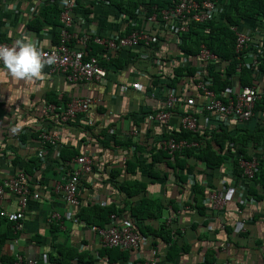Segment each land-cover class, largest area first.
<instances>
[{
    "label": "crops",
    "instance_id": "crops-1",
    "mask_svg": "<svg viewBox=\"0 0 264 264\" xmlns=\"http://www.w3.org/2000/svg\"><path fill=\"white\" fill-rule=\"evenodd\" d=\"M65 2L0 0V42L13 45L16 39L28 35L42 45V49L56 47L63 25L62 16L58 18V25L44 20L40 21L38 30L31 29V25L42 20L45 7L62 9ZM71 16V30L78 35L96 31L102 37L125 36L132 29L129 21L135 22V18L120 13L108 2L95 0H77ZM139 26L153 38L149 46L143 44L136 50L107 55L102 47L89 46V55L98 57L108 70V77L102 82L76 85L69 83L64 75L52 74L46 68L43 78L35 81H16L0 72V182L8 175L24 170L34 159L30 185L40 197L30 201L24 230L6 243L4 255L14 257L15 253H20L39 260L40 264H56L52 260L60 251L72 249L77 257L68 264H140L150 260L159 264H205L208 258H213L212 264H264V201L257 202L248 193L249 183L240 177H227L226 170L231 167L212 173L206 172L205 163L188 160L195 167L199 184L214 189H220L224 183L231 185L224 214L214 216L208 210L201 214L193 208L195 193L194 187L189 185V176L183 184L168 165L174 161L153 160L158 144L181 130L180 118L190 112L198 116L202 135L217 130L210 131L208 128L215 123L207 124L198 107L189 108L183 99L167 126L147 122L148 115L165 108L169 93L183 96L187 92V96L190 92L197 106L202 98L193 90L190 79L172 75L178 69L187 70L189 62L188 55L182 54L176 46L173 34L144 21H139ZM257 27L246 24L242 30ZM73 44L75 50L81 48ZM159 60L162 61L160 66L157 65ZM133 83H140L141 90L120 91L121 86L130 87ZM233 87H240L236 78ZM73 98L91 100V110L75 122L63 125L61 112ZM50 105L56 110L43 115V110ZM233 126L230 130L255 132L264 128V115L256 117L245 128ZM44 130L58 134L55 146L41 142L40 134ZM81 155L93 160L94 171L80 186L81 206L75 210L55 188L65 184L70 175L68 163ZM131 163L136 166L134 170L129 167ZM129 184H144L145 190L130 195L134 189L127 191ZM149 201L164 207L162 217L142 222L141 229L145 234H140L141 246L126 252L127 259L112 261L107 254H102L105 249L91 230L94 226L79 217L83 211L94 207H115L121 211L117 214L120 224L136 226L132 208L143 207V202ZM2 207L10 212L18 210L11 195L0 201ZM54 213L63 217L64 226L49 223ZM162 226L179 247V254L174 259L169 258L171 244L162 236L151 233L155 231L160 235ZM6 229L4 226L2 230Z\"/></svg>",
    "mask_w": 264,
    "mask_h": 264
},
{
    "label": "built area",
    "instance_id": "built-area-1",
    "mask_svg": "<svg viewBox=\"0 0 264 264\" xmlns=\"http://www.w3.org/2000/svg\"><path fill=\"white\" fill-rule=\"evenodd\" d=\"M77 6V0H66L62 8V27L60 28L61 42L52 49H42L49 55H55V63L45 68L52 74L60 73L65 76L69 83L80 85L92 82H102L108 77V70L103 67L98 57L89 55V46L96 45L102 47L105 53H116L123 50H136L143 46H149L153 38L139 26V21H144L148 25L161 29L174 36L176 46L181 51L183 46V38L189 34L195 26L206 25L219 20L224 9L219 5L217 0H172V4L168 9H158L154 7V13L150 16L139 8L137 10L138 17L134 20L129 19L132 25L131 32L120 37H102L96 31L90 34L78 35L71 29L73 27L72 12ZM235 35V54L238 62L236 73L241 74L242 70H254V84L252 86H241L229 88L224 92L223 96L216 94L211 90L213 80L209 74V66L220 63L219 57L215 55L207 46L202 45L197 57L187 56L189 62L187 68H195L196 74L190 80L193 82L194 89L200 94L202 101L199 106L190 92L178 96L176 93H169L165 108L157 113L147 116V122L152 125L167 126L173 111L181 103L182 99L189 108L198 107L201 115L204 116L207 124L214 122L215 124L208 129L210 131L226 130L234 128L233 124L240 128H245L256 117L264 115V111L257 110V105L264 101V74L258 72L259 60L264 55V33L260 29L249 28L242 30L241 27L235 26L231 28ZM209 29L206 30V34ZM73 43L81 47L75 50ZM0 45L11 46L8 43ZM183 54V52L181 51ZM109 59V56H106ZM186 63V62H185ZM162 61H157V65H161ZM217 72L221 71V65L216 68ZM238 79L237 77H235ZM185 79V78H184ZM188 81V80H187ZM186 84V83H185ZM142 88L140 83H133L129 86H121L120 91L126 93L129 90L140 91ZM191 96V97H190ZM93 102L86 98H73L65 104L61 112V122L63 125L75 122L80 116L86 115L91 110ZM56 107L50 105L43 110V115L47 116L54 112ZM180 129L193 134L201 133L198 116L190 112L180 118ZM238 127V128H239ZM207 129V128H206ZM133 134H137L134 132ZM41 142L44 145L55 146L58 141V134L44 130L40 134ZM201 144L197 142H189L187 140L176 141L173 137L165 138L158 146L157 151L165 152L170 156V160L174 161L176 154L183 153L189 149L200 150ZM253 157L248 159L244 154L236 155L235 167L226 170L227 177L232 179L235 177L234 170L240 171L241 180L245 183L253 181L258 168L260 159H258L261 149L256 145L250 149ZM70 175L64 185H57L56 191L64 194L65 202L68 206L75 210L80 209L81 203L79 198L80 186L86 178L93 173V160L86 155H81L68 163ZM189 185L194 187L197 183V175L195 173L189 175ZM206 189V198L204 205L211 215H222L227 210L229 199L227 194L230 190V183L222 184L220 189H214L208 185ZM241 189L243 187H240ZM235 190H239L236 188ZM243 190V189H242ZM245 190V189H244ZM7 195H11L17 203L18 210L10 212L0 208V219L12 224L15 235L24 230V221L26 210L31 200H38L39 194L31 190L30 178L25 170L16 171L4 178L0 182V201ZM239 213V212H238ZM240 214V213H239ZM78 222V220H74ZM49 223H58L64 226L63 217L54 213L49 218ZM91 230L99 239L100 245L104 249H120L125 252L135 251L140 248L142 239L138 230L132 225H122L118 222V215H111L109 224L104 227H91ZM0 264H40L37 259L26 258L20 253H15L14 260L11 263H5L0 256ZM140 264H159L155 260L142 262ZM230 264V263H227Z\"/></svg>",
    "mask_w": 264,
    "mask_h": 264
},
{
    "label": "trees",
    "instance_id": "trees-1",
    "mask_svg": "<svg viewBox=\"0 0 264 264\" xmlns=\"http://www.w3.org/2000/svg\"><path fill=\"white\" fill-rule=\"evenodd\" d=\"M108 2L114 6L120 13L128 15L130 18H137V10L142 8L148 16L154 13V7L158 9H168L172 0H95ZM219 5L224 9L223 16L212 23L206 25L195 26L191 29L190 33L185 35L183 38V46L181 51L186 53L188 56L195 58L200 52L202 45L207 46L211 52L219 57L220 63L212 64L209 66V74L213 80L211 90L216 94L223 96L229 88L233 87L234 78L237 77L241 86H252L254 84V70L256 69H243L241 74L236 73L237 60L235 54V35L231 28L238 26L243 28L246 24H251L264 33V0H217ZM62 15V9L58 7H45L42 10L41 19L36 20L32 25L31 29L38 30V25H41L40 21L46 23H53L58 25V18ZM61 28V27H60ZM209 29V33L206 34V30ZM60 37V34H59ZM61 37L59 40V44ZM58 44V45H59ZM57 45V46H58ZM114 65V63H112ZM221 65V71L217 72L216 68ZM258 72L264 74V55L259 60ZM196 74L195 68H187V70H176L173 77L180 76L189 80ZM178 83V81L176 82ZM257 110L264 111V101L257 105ZM247 129L234 131L230 129L217 130L212 133H201L193 134L185 130H179L174 132L172 136L176 141L187 140L189 142H197L201 144V149H189L183 153L176 154L173 163H169V167L175 172L177 178L181 183L184 184L188 176L195 172V167L191 166L188 160L194 159L198 162H203L206 165V172L215 173L222 168L230 169L234 168L236 164V155L244 154L248 159H251L253 155L248 150L250 145H256L261 149L259 152L258 159H260V166L256 173L253 181H250L248 187V193L252 195L257 202L264 201V128H258L255 132ZM169 138V137H167ZM153 160H170V156L165 152L158 151L153 155ZM36 160L32 159L28 162L27 167L24 169L27 174L33 173L35 168ZM16 164V161L13 164ZM32 165H31V164ZM229 165V166H228ZM231 165V166H230ZM131 169H135V164H129ZM153 174V172H151ZM236 177H241L240 171H235ZM129 184L126 186V190L130 191L134 189V195L139 193L141 190H145L144 184ZM206 187L204 184L198 182L194 186L193 190L195 193L193 208L200 212H206L207 208L204 205L206 198ZM164 207L157 205L151 201L143 202V207L132 208V216L136 219V226H134L138 232L142 235L145 232L141 229V224L145 220L149 219H160L162 217ZM121 211L116 210L115 207L99 208L94 207L92 210L83 211L79 217L91 226H97L104 228L110 222L111 215H117ZM7 221L0 219V256L3 262L11 263L14 257L5 256L3 249L6 243L16 237L12 229V225H6ZM7 226V229L3 231V227ZM151 232V231H150ZM154 235L162 236L163 239L171 244L170 248V259H174L179 254V247L176 242H172L170 232L162 226L160 235L157 232H151ZM164 233V234H163ZM102 254H107L112 261L117 259H127L125 251L120 249H105ZM113 255L116 258H113ZM77 254L74 250H63L60 251L58 256L53 258L52 262L56 264H68L71 260L75 259ZM80 261L83 258H79ZM213 258H208L205 264H212Z\"/></svg>",
    "mask_w": 264,
    "mask_h": 264
},
{
    "label": "clouds",
    "instance_id": "clouds-1",
    "mask_svg": "<svg viewBox=\"0 0 264 264\" xmlns=\"http://www.w3.org/2000/svg\"><path fill=\"white\" fill-rule=\"evenodd\" d=\"M54 63L55 55L45 53L42 45L28 35L16 39L11 46L0 45V72L16 81L40 80L45 66Z\"/></svg>",
    "mask_w": 264,
    "mask_h": 264
}]
</instances>
